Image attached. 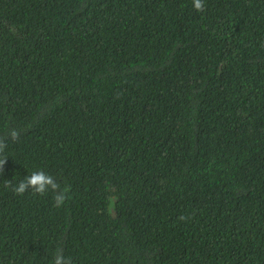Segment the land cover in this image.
Listing matches in <instances>:
<instances>
[{
    "label": "trees",
    "instance_id": "obj_1",
    "mask_svg": "<svg viewBox=\"0 0 264 264\" xmlns=\"http://www.w3.org/2000/svg\"><path fill=\"white\" fill-rule=\"evenodd\" d=\"M204 4L0 0V264H264V0Z\"/></svg>",
    "mask_w": 264,
    "mask_h": 264
},
{
    "label": "clouds",
    "instance_id": "obj_2",
    "mask_svg": "<svg viewBox=\"0 0 264 264\" xmlns=\"http://www.w3.org/2000/svg\"><path fill=\"white\" fill-rule=\"evenodd\" d=\"M193 7L198 12L205 10L204 0H193ZM8 137L12 140L19 138V132L16 129H11L8 133ZM6 140L0 138V153H3L6 148ZM6 158L0 159V172L3 171V165ZM6 187H11L12 191L17 195H23L25 192L31 190L35 194L44 195L50 190L55 193L54 203L55 206L60 207L64 204L67 199L69 189L67 187L61 189L60 185L56 182L54 177L46 174L44 171H34L30 175H27L23 180L19 181L18 184L12 185L9 181ZM180 219H186L181 216ZM109 253L116 259L123 262H130L134 258L135 245L131 239L124 237L115 247L109 250ZM53 264H72V260L65 257L61 252H58L54 257Z\"/></svg>",
    "mask_w": 264,
    "mask_h": 264
}]
</instances>
